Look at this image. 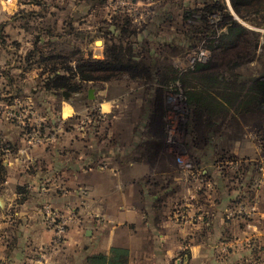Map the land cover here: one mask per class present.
<instances>
[{"label": "rangeland", "instance_id": "374dc122", "mask_svg": "<svg viewBox=\"0 0 264 264\" xmlns=\"http://www.w3.org/2000/svg\"><path fill=\"white\" fill-rule=\"evenodd\" d=\"M43 1L0 0V141L19 142L23 137L26 143L37 140L52 143L64 137L67 142L82 139L87 145L99 147L103 137H106V129L119 127L125 146H131L133 140V143L138 140L142 143L130 153L138 167L137 180L126 183L123 189L144 187L147 198L145 203L140 202L136 207L146 214V218H152L150 222L154 227H158L157 230L152 229L145 256L139 251L141 243L135 237L137 231L132 232V240H119L132 248L130 264L252 262L245 254L247 231H230L232 224L227 221V215L231 213L244 217L247 211L253 214L257 204L249 200L245 192L248 191L249 195L261 184L264 164L257 163L251 152L248 155L245 152L236 154L229 148V143L233 132H238L239 136L248 128L253 130L254 139L263 143L264 113L258 105L253 112H241L235 116L229 100V88L235 82L248 81L219 80H247L264 73L263 63L258 62L264 59V48L261 50L264 46V25L256 24H264V0H252L242 5L241 12L246 19L238 15L244 20L240 23L248 22L246 24L261 29H251L254 34L238 38L235 45H225L222 38L213 47L210 42L211 51L205 59L198 60V57L207 50L204 44L209 43L208 33L211 30V34L218 33L224 21L234 18L227 6L230 0L219 2L225 15H222L218 26L209 23L206 17L209 10H205L204 5L200 15H193L198 20L189 21L188 29L182 31L183 35L174 34L172 45L157 47L156 55L147 60L153 65L155 61L153 70L150 67L148 73L145 69L120 68L109 72L95 69L85 71V74H90L85 80L75 66L80 67L87 60H105L101 58L102 41L93 43L89 53L58 54L44 49L43 46L54 44L55 38L50 37L47 30H38V24L46 28L51 23L46 22L47 19L58 18L62 12L51 16L54 5L52 0H45L49 5L45 6V13L40 12L41 18V14L36 13L35 4L42 5ZM79 3L83 4L77 8L85 9V1ZM54 8L58 7L55 5ZM62 9L66 10L67 6ZM75 13L78 15L77 11ZM41 19L42 22H37ZM254 37L263 42L259 47L253 41ZM41 47L43 54H39ZM48 55L52 56V62L43 59ZM195 55L197 59H192ZM238 60L240 64L234 68L233 62ZM73 61L75 65L71 64ZM252 62L256 63L255 67ZM257 62L262 68L256 66ZM200 64L203 68H196ZM52 72L68 75L67 82H63L65 85H60L57 90L45 86ZM182 72H185L187 81L175 78ZM234 72L239 73V77H233ZM164 75L168 81L160 80ZM90 89L93 90L92 97H89ZM191 91L199 100L189 101L188 97H193ZM68 103H72L76 110L66 116L71 109L64 108V114L60 110ZM159 127L163 133L157 130ZM134 131H139V138H135ZM154 131L159 134L153 136L158 139V146L152 151L155 155L149 158L143 144L151 138V132L156 134ZM8 149L4 146L2 154L13 152ZM25 151L17 150L13 154H24ZM9 165L16 169L11 177L15 175L21 179L30 174L27 165L19 170L13 160ZM12 184L9 180L7 186L0 188V193L13 191ZM92 188L96 194L94 185ZM78 190L81 194L76 199L73 197L58 203L46 200L40 207L33 205L36 214L33 212L31 215L40 220L37 219L38 223L34 221L33 229L30 228L34 239L27 246L29 264H73V242L69 240L74 231L71 234L69 231L78 226L83 233V214L78 203L83 205L84 200H90L86 193L89 187L79 185ZM20 196L17 194L13 204L7 202L5 209L16 206L15 211H18L20 206L24 207L26 195ZM38 198L39 205L41 198ZM126 200L127 208L131 201L129 198ZM91 212V223L96 225V230L116 222V219L111 218L112 222L108 219L110 214L104 215L95 207ZM54 215L58 217L56 222H53ZM4 216L7 219L12 214L0 213V256H3V249L10 248L3 231L9 220H4ZM125 223L136 225L137 222L129 220ZM208 224L217 226L210 236L202 234ZM117 235H120L119 232ZM219 251L221 255L215 260L214 254ZM63 255L68 262L57 259ZM0 264L6 263L0 259Z\"/></svg>", "mask_w": 264, "mask_h": 264}, {"label": "crops", "instance_id": "0c3cea01", "mask_svg": "<svg viewBox=\"0 0 264 264\" xmlns=\"http://www.w3.org/2000/svg\"><path fill=\"white\" fill-rule=\"evenodd\" d=\"M44 1L42 5L35 4L37 14L45 13V6L49 4ZM79 1H85L83 5L85 9L77 8L79 4H83ZM214 1L217 0H52L54 7L56 5L58 8L52 7L51 16L62 13L58 14V18L47 19L46 22L51 23L45 26L46 28L38 24V30H47L50 32L48 35L55 38L54 44L49 47L45 45L44 49L48 48L60 54L89 53L92 52L93 43L100 39L102 40L101 58L112 60L113 53L120 54V51H124L128 45L133 46L135 51L145 47L151 52H156L158 46L169 47L172 45L174 34L178 32L183 35L182 31L188 29V22L198 20L194 19L193 15H200L204 5ZM64 6H67L66 10L62 9ZM83 14L85 15L82 20ZM41 18H43L42 14ZM182 27L183 30L180 31ZM71 64L75 65L76 62L73 61ZM253 64L255 65L254 62ZM68 107L71 111L66 116L72 115V111L76 110L72 103L63 106L60 113L64 114V108ZM106 131V137H103L99 147L87 145L82 139L76 142L68 138L70 141L67 142L64 137L52 143H44L41 140L26 143L23 137L19 142L0 141V162L4 165V172H6L0 181V188L7 186L9 180L13 182L12 185L15 188L11 192L0 193V213L12 214L7 219L3 217L4 220H9L3 231L6 234V244H9L10 248L3 249L1 261L6 264H29L27 246L34 239L31 230L34 227L33 222L38 223L37 219H39H34L31 215L33 212L36 214V209L35 211L32 209L33 205L40 207L46 200L58 203L73 197L76 199V196L81 194L78 190L79 185L89 187L90 190L86 193L90 200H84L83 205L78 203L83 214V233L78 226L69 231L70 234L74 231V236L69 240L73 242L71 243L73 264H130L132 248L119 240H132V232L136 233V231L138 236L134 235L141 243L139 251L145 256L152 229L157 230L158 227L157 225L154 227L150 222L152 218H146V214L136 207V204L140 202L145 203L147 195L144 194V187L133 190L123 189L127 186L126 183L137 180L138 167L135 158L130 157V153L142 143L140 140L133 143V140L130 142L131 146H125L121 128L108 127ZM261 131L264 132L263 129ZM133 134L136 135L135 138L140 136L139 131H134ZM231 136L230 149L236 154L245 152L248 155V152H251V157L255 158L257 163L264 164V141L258 143L254 139L252 129H246L245 132L239 133V136L235 131ZM147 145L144 142L143 148L146 150V155L152 158L155 155L152 152L154 147ZM4 146L13 152L2 154ZM17 150L26 151L24 154H13ZM12 160L16 167L19 166L18 170L27 165L29 176H22L21 179H17L15 175L11 177L13 171H16L9 165ZM125 166L128 168L125 169ZM262 176L263 181L256 187L257 189H253L249 195L248 191L245 192L247 198L257 204L253 214L247 211L244 217L231 213L227 215V221L232 224L229 227L230 231L234 233L247 231L245 232L247 245L245 254L250 257L264 255V172ZM122 184L123 186L120 187ZM93 185L96 194L93 193ZM17 194L22 197L26 195L25 206H20L18 211H15L16 206L5 209L7 202L14 203ZM38 197L41 198L39 205ZM126 198L130 199V205L133 206L129 205L126 208L128 202ZM35 199L37 201H34ZM94 207L104 215L110 214L108 219L111 222L116 219V222L96 230V225L91 223V211ZM153 219L159 221L157 218ZM129 220H135L136 225L125 223ZM215 225L208 224L202 234L210 236L217 227ZM120 230L124 231L120 233ZM117 232L120 235H117ZM219 254L221 255L220 251L214 254L215 260H218ZM70 256L72 257V253ZM57 259L67 261L64 255Z\"/></svg>", "mask_w": 264, "mask_h": 264}, {"label": "flooded vegetation", "instance_id": "af4514ba", "mask_svg": "<svg viewBox=\"0 0 264 264\" xmlns=\"http://www.w3.org/2000/svg\"><path fill=\"white\" fill-rule=\"evenodd\" d=\"M239 1H242V0H236L235 2H237V4H239V5H243L246 3H250L252 0H247V2H244V3H240ZM219 2H220V0L214 1L213 3H210V4L206 5V7H205V10L206 9L209 10L207 12V16H206L207 20L209 21V23H211L212 25H216V26H218L219 22L222 21V19H221L222 15H225V12H223L220 9ZM227 6L231 10L234 18H232L231 20H228V21L227 20L224 21L223 25L220 28L221 31H218V33H215L213 31L214 33L211 34L212 30L208 33V34H210L207 36L209 43L204 44V46L207 50H205L204 52H201V55L198 57V60H202L203 58L205 59L210 54V51H211L210 42L213 44L212 45V47H213L214 45H218L220 43L219 39L222 38L225 45L226 44L235 45L236 40L238 38L243 39L245 37H250L252 34H254L250 30L251 29H257V28H254L253 26H251L250 24H246L248 22H246L245 24L240 23V20L241 21H244V20H242L239 16L240 15L242 17H244V16H243L241 10L238 9V6H237V9L235 7H233L232 0H230V5H227ZM214 12H217L220 15L219 19H217L216 21L211 20V15ZM244 18L246 19V17H244ZM211 24H209V25H211ZM256 24L264 25L260 22H256ZM260 29L261 28H258L257 30H260ZM253 41L258 43V47H259V44L263 43L261 40H258V37H257V39L254 37ZM255 45H256V43H255ZM254 47L257 49V45ZM263 48H264V46L261 47V50H263ZM146 49L147 48L144 47L138 51H135L133 46L128 45V46H126L124 51H122V52L120 51V54L115 56L118 59V62H116L114 60L113 56H112V60L109 58H106L105 61H107L108 65H112V66L116 65V67L118 69H120V68L121 69H124V68L142 69L143 68L145 70H149L151 67V70H153L152 67L155 66V61H153L154 62V65H153L150 63L151 61L147 62V60L151 57V55H156V52H151L150 49H147V50ZM121 50H122V48H121ZM208 51H209V54H208ZM256 52H257V50H256ZM196 57H197V55L193 56L192 59H197ZM252 58L253 57H251V60H252ZM199 62L201 63V61H199ZM258 62L263 63V66H264V59L259 60ZM258 62H257L256 66L257 67L259 66L262 68V65H260L261 63L259 64ZM239 64H240V61L238 60V61L233 62L232 65L235 68ZM205 67H207V66L205 65ZM254 67H255V65H254ZM263 69H264V67H263ZM233 77H239V73L234 72ZM162 79L167 80V78H162ZM219 81H248V82H241V83L235 82V84L233 86H231V88H229L230 89V91H229L230 99L229 100H230V104L232 106L231 109L234 108V115L235 116H237V113L240 114L241 112H253V111H255L254 109H258V108H256V106H258V105L264 113V101L259 102V99L262 98V96L264 97V86L262 87V85L259 84V82H261L264 85V73H261L260 75L254 77L252 79H247V80L246 79L242 80V79H237V78H235L233 80L230 78H224V79H220ZM249 81H251V82H249ZM188 99H189V101L192 100L190 97H188ZM235 118H237V117H235ZM157 130L161 131L162 129H161V127H159V128H157ZM154 133H156V134H153V132H151V138H149V140L148 139L146 140L145 143H146V145L148 144L147 146H150V145L152 147L158 146V139L156 137H153V136H156L159 134L157 131H154ZM161 133H163V130ZM160 135H162V134H160ZM164 135H165V132H164L163 136ZM159 143L162 144V142H159Z\"/></svg>", "mask_w": 264, "mask_h": 264}, {"label": "trees", "instance_id": "16d2710c", "mask_svg": "<svg viewBox=\"0 0 264 264\" xmlns=\"http://www.w3.org/2000/svg\"><path fill=\"white\" fill-rule=\"evenodd\" d=\"M96 1H100V0H96ZM236 0H232V4H233V7H235L236 9H237V6H238V9L239 10H241V8H242V5H239V4H237V2H235ZM240 3H244V2H247V0H242V1H239ZM99 3V2H98ZM229 13V12H228ZM37 48H38V46L36 47V49L35 50H37ZM33 49V50H34ZM39 54H43V52L41 51V49H40V51H39ZM59 54V53H58ZM118 54L117 53H113V57H114V60L116 61V62H118V59L115 57V56H117ZM52 56H44L43 57V59H45V60H47V61H50V62H52V58H51ZM29 59L31 58V56L30 57H28ZM90 62V63H89ZM91 62H93V64L91 63ZM200 67H202L203 68V64H200V65H198L196 68H200ZM76 69L78 70V72H82L81 73V75H82V78H84V79H86V78H88V76H90V74H85V71H87V70H95V69H102V70H104V71H114V70H118V68L116 67V65H114V66H112V65H108L107 64V61H104V60H94V61H92V60H87L82 66H80L79 67V65L78 66H76ZM143 69V68H142ZM134 70H138V68H135ZM108 72H106V73H108ZM146 72L148 73V70H146ZM165 76V75H164ZM164 78H166V76L164 77ZM175 78H178V79H180V80H184V81H187V80H185V72H182V73H180L179 75L177 74L176 76H175ZM89 79V78H88ZM66 80H68V75H66V74H63V75H58V74H55V73H51L50 74V76H49V78H47V81H46V83H45V86H46V88H48V89H50V90H57L56 88H59L60 87V85H65V83H63L64 81H66ZM161 80V79H160ZM162 81H168V80H166V79H162ZM67 82V81H66ZM259 82V81H258ZM259 84L260 85H262V87L264 86L263 85V83H261V82H259ZM188 93H189V91H188ZM190 95H192L193 97H195V99L192 97V101H197V100H199V99H196V93L195 92H192L191 91V93H190ZM261 96V95H260ZM260 101H264V97L262 96V98H260L259 99V102ZM3 174H4V165H2L1 164V162H0V181H2V176H3ZM252 260V262H249V263H245V264H264V255H256V256H253V257H250Z\"/></svg>", "mask_w": 264, "mask_h": 264}, {"label": "built area", "instance_id": "2783aa9c", "mask_svg": "<svg viewBox=\"0 0 264 264\" xmlns=\"http://www.w3.org/2000/svg\"><path fill=\"white\" fill-rule=\"evenodd\" d=\"M219 17H220V15L217 13V12H214L212 15H211V20L212 21H216L217 19H219ZM245 207H243V209H244ZM56 221H58V217H57V215H54L53 216V222H56Z\"/></svg>", "mask_w": 264, "mask_h": 264}, {"label": "water", "instance_id": "95a60500", "mask_svg": "<svg viewBox=\"0 0 264 264\" xmlns=\"http://www.w3.org/2000/svg\"><path fill=\"white\" fill-rule=\"evenodd\" d=\"M98 41H102V40L98 39V40L96 41V43H98ZM92 96H93V90L90 89V90H89V97H92Z\"/></svg>", "mask_w": 264, "mask_h": 264}]
</instances>
